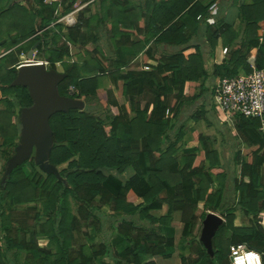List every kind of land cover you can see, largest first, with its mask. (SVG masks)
<instances>
[{
    "label": "trees",
    "instance_id": "obj_1",
    "mask_svg": "<svg viewBox=\"0 0 264 264\" xmlns=\"http://www.w3.org/2000/svg\"><path fill=\"white\" fill-rule=\"evenodd\" d=\"M95 1L0 0V151L7 153L5 160L9 148L17 146L20 121L13 117L21 118L34 106L29 85L15 80L19 55L36 42L35 59H45L62 76L56 84L58 96L94 98L111 113L107 124L79 107L49 116L47 161L60 168L58 174L43 171L33 158L2 164L0 264H156L154 257L170 258L176 249L180 264H229L230 246L238 243L261 252L264 259L260 120L236 115L232 121L244 144L234 157L241 174L234 179L238 205L244 217L254 220L236 226L235 212L230 210L206 247L200 240L206 210L216 212L221 197V190L212 189L211 183L220 187L224 183L217 154L208 137L197 131H193L197 147L181 155L176 154V141L163 148L186 95L203 88L204 61L198 47L186 54L187 46L172 53H159L151 46L185 45L202 23L212 48L220 38L230 49L228 63L215 66L218 74L250 72L248 57L253 49L256 66L264 69V0H231L241 20L238 31L223 21L215 27L206 25L202 16H209V6L222 0H98L99 14L87 17L89 9H82L78 22L63 29L58 20L64 14ZM99 24L113 57L94 45ZM177 139H182L180 130ZM128 168L134 173L124 182L105 173ZM69 198L75 204L73 212ZM156 205L165 206V212L153 213ZM104 206L112 211V233L99 228L96 212ZM138 220L148 225L137 224ZM38 236H44L47 245L40 246ZM18 253L23 254L22 262Z\"/></svg>",
    "mask_w": 264,
    "mask_h": 264
},
{
    "label": "rangeland",
    "instance_id": "obj_2",
    "mask_svg": "<svg viewBox=\"0 0 264 264\" xmlns=\"http://www.w3.org/2000/svg\"><path fill=\"white\" fill-rule=\"evenodd\" d=\"M133 1L136 3L137 2H140V3L144 2V0H133ZM22 3H24V2H22ZM227 4L231 5V0H228ZM86 5H87V3L72 9L71 11L64 14L58 20L62 23L64 30H66L67 26H72L76 22H78V17H81L82 11H84V10L86 11V9H89V11L85 12L84 16L88 17L91 15L99 14L100 6H99L98 0H96L93 4H91L88 7ZM232 7H234V6H232ZM82 9H84V10H82ZM94 24L95 23L93 22L91 25L94 26ZM261 25L263 26V23H261ZM241 27H242V25H241ZM239 30H241V28ZM97 32H98L99 37H98V41L94 45L96 47L102 49L106 55H110V50L108 48L107 41L105 38L106 32L102 28L101 25L98 26ZM259 32L261 33V30ZM192 39H196V37L195 36L191 37V40L189 41V43L192 41ZM182 47H184V46H182ZM177 50H180V48H178ZM157 51H159V50L157 49ZM160 51H161V53L172 52V50L164 49V48ZM36 53H37V49H35V51H34V57H35ZM1 55H2V49L0 48V56ZM18 58H19V61L21 64L24 62H32L31 60H29L26 57L25 53L20 54ZM34 61H37V60L34 58ZM41 61L44 65V67L47 70H53V72L56 76L55 80L52 82V87H53L54 92L56 94V84H57V81L62 76L56 70L50 68L49 63L45 64V59H42ZM46 62H48V61H46ZM23 76H24V74H23L22 70L18 69V77L16 78L15 81L16 82H22ZM209 89H211V92H210V94H209V92H207L206 96H205L204 92L202 95L199 94L200 93L199 88H196L193 92L192 91L188 92L186 90L188 92V95H186L184 102L182 104V107H181L182 111L179 115V118H177L179 120L176 119V122L173 124L172 129H170L168 131L169 136H168V138H166V142L163 144V148H165V146L168 143L174 142L176 140L177 131L180 130L182 133V139L179 140L178 142H176V148H177L176 154L181 155L186 149H191L189 147L193 146V143L189 141L193 138V131H197L198 133H202V131H204V133H206V134H204V133H202V134L206 135V137H208V139L210 140V148L213 150L217 149L219 151L218 153L216 152L217 153V159L219 162V167L220 168L222 167L223 171H224V172H221V174L223 176V181H224V183L221 187H220V185H218L217 182H214L213 180L211 183L212 189L219 188L221 190V197H220V203H219L220 206L216 212L206 210V213H207L206 219L208 218V215H210L211 213H214L219 217L218 218L219 223L213 229V231H215V229L221 223H224L225 217H226L225 213H228L230 210L231 211L233 210L235 212L236 217H237L234 220V224L237 226H248L250 223H252V221L254 219L252 220L251 217H244L243 216V212L238 205V191L235 189V186H234V179L238 176H241V174L238 173V167L235 164L234 157H235V153L237 151H240L242 149L243 145H240L241 142L239 141L237 135L233 131V123L225 120L223 118V116L220 114L219 110L217 109L216 104H215V100L213 98V86L212 87L210 86ZM69 90H72V89L69 88ZM56 96L58 98H61L62 101H64V106L62 107V109H67L69 107H79L85 111H88V112L93 113L95 115H99L100 117H102L105 120L106 124L108 123V120L111 117V113L107 110H103V108L96 102V100L94 98H87V99H83V100H74V99H68L65 97H60L57 94H56ZM207 103L209 104V107L211 108L212 112L207 111V114L205 115V117L199 115V120L195 121V119L192 118V116L195 115L197 113V111L202 106L204 107V105H205V107H207L208 106ZM34 104L38 105V102L36 101ZM34 108L35 107H33V109L23 111L21 118L17 117V115L15 117H13L14 121H18V119L20 121L17 124V126H18V137L15 140V143L17 146L14 149L9 148L11 153H10V157L7 160H5L7 153L4 154L3 153L4 149H1V151H0V169H1L2 164L5 163V161H6L7 165H10V164L13 165V164H20L21 162L22 163L25 162V161H23V159L27 160L29 158H33L35 163L43 171L49 172L52 169L53 172L58 174L60 168L51 167L47 161L48 151H49V148L51 146L50 131L48 130V133L45 136L44 143L42 145L43 146L42 147V151H43L42 155H40V151H39L40 146H39L38 141H37V136H35L31 141L28 142L27 134H28L29 129L31 127V115L34 111ZM213 112L216 113L218 115V117ZM15 113L17 114V110ZM235 128H236V125H235ZM195 147H197V146H195ZM139 164L141 165L142 168L144 167L143 159L141 157L139 159ZM26 171H28V172L30 171V167L27 164H26ZM105 173L107 175H111V176L113 175L114 179H117L118 181L124 182L129 177H131L134 172H133L132 168H128L124 173H117L114 170L106 171ZM61 179L64 181L63 178H61ZM68 202L70 204L72 212L75 211V204H74L73 200L69 198ZM198 204H199V206H203V202H200ZM165 209H166L165 206L160 208L159 205H156L152 208L151 211L155 214H163L165 212ZM111 213H112V211L109 209V207H106V206H104L101 210L96 212V215L100 220L99 221V228L102 227L101 231H110V233H112L110 230V225H111L110 214ZM175 217L177 218L178 214H176ZM260 217H261V224L264 227V212H262L260 214ZM137 224L148 225V222H146V221H144V222L140 221L139 222V220H138ZM178 235H179V232L177 233L176 237H178ZM200 240L206 247H209L210 237L206 238L204 236V228H203L202 233L200 235ZM38 243H39V245L45 246V245H47V240L44 236H38ZM176 243L178 244V242H176ZM176 250L179 251L178 249H176ZM12 253H13V250L10 252L9 255L13 257ZM176 254L177 253H174L171 256V258L174 257ZM18 256L20 257V260L22 262L23 254L18 253ZM228 257H229V252H228ZM155 259H157L158 262L162 261L161 257H155ZM172 259H174V258H172ZM107 261H109V259H107Z\"/></svg>",
    "mask_w": 264,
    "mask_h": 264
},
{
    "label": "built area",
    "instance_id": "obj_3",
    "mask_svg": "<svg viewBox=\"0 0 264 264\" xmlns=\"http://www.w3.org/2000/svg\"><path fill=\"white\" fill-rule=\"evenodd\" d=\"M215 6L216 2L208 10ZM200 18L198 15L197 19ZM222 52L225 54L227 47ZM249 64L251 70L247 74L218 77L213 86V98L225 120L232 122L236 115L258 118L264 134V69L258 68L254 61ZM229 264H264L263 254L245 243L233 244L230 246Z\"/></svg>",
    "mask_w": 264,
    "mask_h": 264
},
{
    "label": "crops",
    "instance_id": "obj_4",
    "mask_svg": "<svg viewBox=\"0 0 264 264\" xmlns=\"http://www.w3.org/2000/svg\"><path fill=\"white\" fill-rule=\"evenodd\" d=\"M227 1L228 0H222V1H219V2L217 1L216 2L217 6L215 7L216 9L213 8L212 10H207L208 13H209V16L206 17V16L203 15L202 17H203V19H206V25L207 24L214 25L212 27H215V24L217 22L223 21V22L229 23L230 25H232L233 29L238 31L240 28H242L241 27V20H240V18L238 16V9H237L236 6L232 7L231 5L227 4ZM245 1L249 2V0H245ZM137 3H140V2H137ZM141 3H143V2H141ZM195 37H196V39H192V41L190 43L188 42L187 44L182 45V46H184V47L187 46V49L185 50L186 54H188L190 52H194V48L195 47L199 48V52L202 55V59L204 61V67H205V71H206V76H205L204 82H203L204 85H203L202 89L199 88L200 89V93L199 94L202 95L203 92H204V94L206 96L207 92H209V94L211 92V89H209V87L210 86L211 87L214 86L216 79L221 76L220 74H218L216 72L215 66L216 65H220L222 63H224V64L228 63V60H229V58H228V50H230V49L227 48V52L225 54L222 52L223 48L224 47H228V46L223 45L222 40L220 38H218L217 43L212 48V46L207 41L206 28H205V25L202 24V23L200 24V26L198 28V32L195 35ZM151 46L153 48L158 49L159 53L161 52L160 50H162L163 48L164 49H170V50H172V52H176L178 48H182V46H170V45H166V44H152ZM172 52H170V53H172ZM255 54H256V49H253L251 51V55L248 57V63L254 61ZM107 56L108 57H113L114 55L110 51V55H107ZM149 63L150 64H154V61L150 60ZM204 107H205V105H204ZM204 107L202 106L197 111L199 113H196L195 115L192 116V118H194L195 121L199 120V115L205 117V115L207 114V111L212 112L211 108L209 107V104H208L207 107H205V108ZM180 113H179V115H180ZM214 114L218 117V115L216 113H214ZM177 118H179V116ZM177 120H179V119H177ZM202 133H204V131H202ZM204 134H206V133H204ZM179 140H181V139H177L176 138L175 141L178 142ZM189 141L193 143V146L189 147V148H195V146H198V142L195 141L193 138L191 140H189ZM239 141L241 142L240 139H239ZM208 143H209V146H210V140L209 139H208ZM240 145H244V144L241 142ZM215 152L218 153L219 151L217 149H215ZM238 173H240V168L239 167H238ZM236 178L239 179L240 176H238ZM181 230H182L181 227L176 229V232L177 233L179 232L178 237H176V242L179 241ZM177 233H176V236H177ZM40 246H42V245H40ZM175 253H177V254L174 257H172L175 260L172 259L171 257L170 258H163L161 256H156V257H161L162 261L158 262V260L155 259V257H154L155 263L156 264H180V259H179V255H178L179 251L176 250Z\"/></svg>",
    "mask_w": 264,
    "mask_h": 264
},
{
    "label": "water",
    "instance_id": "obj_5",
    "mask_svg": "<svg viewBox=\"0 0 264 264\" xmlns=\"http://www.w3.org/2000/svg\"><path fill=\"white\" fill-rule=\"evenodd\" d=\"M39 42H36L26 53V57L32 62L23 64V67H18L22 70L24 76L22 77L23 84L29 85L34 103L37 101L38 105L34 104V111L31 115V127L27 134L28 142L37 136V141L40 146V155H42V145L46 134L48 133V118L49 116L62 109L64 101L58 98L52 87V82L55 80L53 70H47L43 65H38L41 61H34V51ZM31 84V85H30ZM33 107L31 109H33ZM51 166V165H50ZM218 216L214 213L208 215L204 222V236L211 237L214 227L219 223Z\"/></svg>",
    "mask_w": 264,
    "mask_h": 264
},
{
    "label": "bare ground",
    "instance_id": "obj_6",
    "mask_svg": "<svg viewBox=\"0 0 264 264\" xmlns=\"http://www.w3.org/2000/svg\"><path fill=\"white\" fill-rule=\"evenodd\" d=\"M26 63H29V62H24V63H22L19 67H23L22 65L23 64H26ZM38 65H43V63H42V61H41V63H39ZM44 66V65H43ZM31 85V84H30Z\"/></svg>",
    "mask_w": 264,
    "mask_h": 264
}]
</instances>
